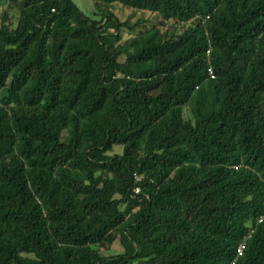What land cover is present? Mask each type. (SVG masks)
<instances>
[{"label":"trees","instance_id":"1","mask_svg":"<svg viewBox=\"0 0 264 264\" xmlns=\"http://www.w3.org/2000/svg\"><path fill=\"white\" fill-rule=\"evenodd\" d=\"M94 1L0 0V264H264V0Z\"/></svg>","mask_w":264,"mask_h":264},{"label":"rangeland","instance_id":"2","mask_svg":"<svg viewBox=\"0 0 264 264\" xmlns=\"http://www.w3.org/2000/svg\"><path fill=\"white\" fill-rule=\"evenodd\" d=\"M80 7L83 9L86 13L91 14L92 11L95 9L94 0H74ZM6 6H1L0 5V13L2 8ZM115 12L121 18L122 20H125L127 18H131L132 20H136L138 17L143 15V11L141 10H135V9H130L124 6L121 3H116L115 4ZM145 17L149 18L150 22L149 25L151 24H156L159 23L161 20V17H158L156 13L150 12V11H145ZM170 25H175L174 21H170ZM130 34L128 32H124V37H128ZM114 152H122V147L121 146H116ZM105 254H112V253H117L121 252L122 248L119 242H115L113 246L110 248H103Z\"/></svg>","mask_w":264,"mask_h":264},{"label":"built area","instance_id":"3","mask_svg":"<svg viewBox=\"0 0 264 264\" xmlns=\"http://www.w3.org/2000/svg\"><path fill=\"white\" fill-rule=\"evenodd\" d=\"M210 71V74L212 77H214V74H213V70L212 69H209ZM243 250H244V244H241L238 248V256L242 255L243 254Z\"/></svg>","mask_w":264,"mask_h":264}]
</instances>
